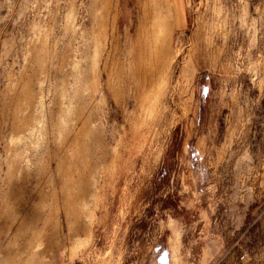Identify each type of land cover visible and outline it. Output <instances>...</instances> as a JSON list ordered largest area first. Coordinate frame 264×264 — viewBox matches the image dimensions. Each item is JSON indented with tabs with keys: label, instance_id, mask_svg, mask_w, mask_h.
<instances>
[{
	"label": "rangeland",
	"instance_id": "obj_1",
	"mask_svg": "<svg viewBox=\"0 0 264 264\" xmlns=\"http://www.w3.org/2000/svg\"><path fill=\"white\" fill-rule=\"evenodd\" d=\"M0 264H264V0H0Z\"/></svg>",
	"mask_w": 264,
	"mask_h": 264
}]
</instances>
